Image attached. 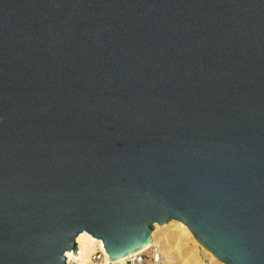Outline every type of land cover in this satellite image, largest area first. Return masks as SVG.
I'll use <instances>...</instances> for the list:
<instances>
[{"label":"water","instance_id":"1","mask_svg":"<svg viewBox=\"0 0 264 264\" xmlns=\"http://www.w3.org/2000/svg\"><path fill=\"white\" fill-rule=\"evenodd\" d=\"M172 219L264 264V0H0V264Z\"/></svg>","mask_w":264,"mask_h":264},{"label":"bare ground","instance_id":"2","mask_svg":"<svg viewBox=\"0 0 264 264\" xmlns=\"http://www.w3.org/2000/svg\"><path fill=\"white\" fill-rule=\"evenodd\" d=\"M152 237L153 240L150 245H158L162 252L163 259L161 264H226L203 247L188 228V225L182 221L172 219L164 225L156 223ZM76 242L78 245V257L82 260H86L99 246L104 247L103 240L94 238L87 231L81 232L76 237ZM200 250L204 252L208 261L202 258ZM66 253L67 257L75 255L72 251H67ZM123 259L125 257L120 260ZM108 262V258H106L100 264H108Z\"/></svg>","mask_w":264,"mask_h":264},{"label":"built area","instance_id":"3","mask_svg":"<svg viewBox=\"0 0 264 264\" xmlns=\"http://www.w3.org/2000/svg\"><path fill=\"white\" fill-rule=\"evenodd\" d=\"M72 253H74L72 251ZM67 257V253H65ZM108 258V264H161L163 255L160 247L156 244L150 245L146 249L139 250L125 257L123 260L112 261L106 252V249L99 246L86 260H82L77 255L67 257V264H100Z\"/></svg>","mask_w":264,"mask_h":264},{"label":"rangeland","instance_id":"4","mask_svg":"<svg viewBox=\"0 0 264 264\" xmlns=\"http://www.w3.org/2000/svg\"><path fill=\"white\" fill-rule=\"evenodd\" d=\"M200 254H201V256H202V258H203L204 260L206 259L205 261H208V259H207V257H205V254H204L203 251L200 250ZM202 254H203V255H202Z\"/></svg>","mask_w":264,"mask_h":264}]
</instances>
